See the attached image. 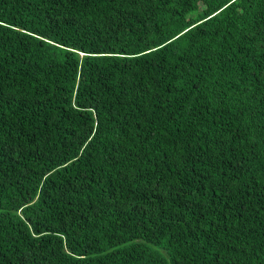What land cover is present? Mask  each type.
Segmentation results:
<instances>
[{"label":"trees","instance_id":"obj_1","mask_svg":"<svg viewBox=\"0 0 264 264\" xmlns=\"http://www.w3.org/2000/svg\"><path fill=\"white\" fill-rule=\"evenodd\" d=\"M0 264H264V0H0Z\"/></svg>","mask_w":264,"mask_h":264}]
</instances>
